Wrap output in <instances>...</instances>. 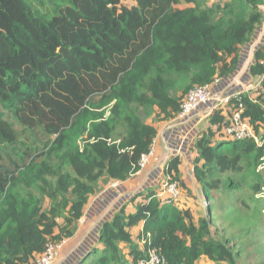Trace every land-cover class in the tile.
Wrapping results in <instances>:
<instances>
[{
    "label": "trees",
    "instance_id": "1",
    "mask_svg": "<svg viewBox=\"0 0 264 264\" xmlns=\"http://www.w3.org/2000/svg\"><path fill=\"white\" fill-rule=\"evenodd\" d=\"M27 1L0 0V264H31L71 239L101 185L139 171L156 123L173 120L190 90L235 74L263 24L264 0H60L68 5L51 18L32 6L43 2ZM247 74L258 81L256 100L243 94L214 112L190 148L202 197L240 191L232 178L244 162L253 198L264 187V41ZM239 105L257 142L224 134ZM181 165L173 156L163 175L179 198ZM160 192L148 187L118 207L79 264H138L149 250L159 264H238L240 252L214 236L211 220Z\"/></svg>",
    "mask_w": 264,
    "mask_h": 264
},
{
    "label": "rangeland",
    "instance_id": "2",
    "mask_svg": "<svg viewBox=\"0 0 264 264\" xmlns=\"http://www.w3.org/2000/svg\"><path fill=\"white\" fill-rule=\"evenodd\" d=\"M27 2L30 5V1ZM41 2L43 3L40 6L34 3H32V6L36 10H40L41 13L46 14L47 18H51L57 13L58 9H62L68 5L66 2L60 0H39L38 3ZM215 3H220V1H204V5L208 7ZM177 7L187 8L190 6L181 3ZM261 9L263 12V24L256 31L252 41L241 52L240 69L237 73L239 79L243 80L244 87L247 88L245 94L253 100H256L258 97V93H256L258 81L246 78V70H248L252 61L253 52L264 41V6ZM141 116L146 123L152 124V120L154 119L152 112H142ZM165 126L166 124L156 123L157 135L159 134L155 142L156 152L145 169L141 170L128 182H110L101 185L100 193L90 199L85 210V217H83L79 224L76 237L69 245H66V253H71L68 255L61 254L57 264H77L81 254L94 243L93 238L103 220L109 218L118 207L127 203L140 191L148 187L163 185L164 158L166 157L168 147L162 142L160 135ZM206 127L207 122L205 119L200 122L198 128L201 131ZM252 132L254 134L253 130ZM160 151L161 153L158 155ZM192 157L193 155L191 154L181 156V180L187 191L181 189L183 196H180L173 204L179 208L189 209L195 220L200 217H206L211 220L214 236L221 241L228 242L229 245H232L234 249L240 252L241 257L238 259V264H264V187L261 189L260 194L253 198L249 185L253 181L255 182L256 178L251 175V165L244 162V174L232 178L240 186V191L235 192L231 196L227 191L220 190L212 192L210 197H202L201 188L195 183L193 178ZM263 168L264 166L261 165L257 168V171L260 174H264ZM234 200H238L239 202H234ZM240 200L244 201L248 207H244ZM128 210H131V208ZM132 232L133 240L138 242V230L135 229ZM122 249L124 252L127 251V247L122 246ZM195 264L213 263L201 257Z\"/></svg>",
    "mask_w": 264,
    "mask_h": 264
},
{
    "label": "built area",
    "instance_id": "3",
    "mask_svg": "<svg viewBox=\"0 0 264 264\" xmlns=\"http://www.w3.org/2000/svg\"><path fill=\"white\" fill-rule=\"evenodd\" d=\"M228 78L216 79L208 85L196 87L188 92L184 98L179 113L170 122L166 123L160 135L162 142L168 147L164 158V168L167 161L173 156H185L190 154V148L195 138L199 134L198 128L201 121L209 118L217 110L226 111L229 103L238 96L247 92L243 85V80L239 79L238 70ZM246 78H249L246 70ZM244 79V78H243ZM246 84V80H245ZM242 106L233 111L230 124L224 130L225 136L233 140H243L253 138L257 142L247 121L241 116ZM159 134L154 139L147 154L143 155L138 163L139 171L145 169L150 159L155 155V142ZM160 197L167 199V202H175L179 199V190L176 183H169L163 180L160 186ZM145 240L142 241L144 243ZM66 241L57 244H49L45 252L34 258L31 264H57L61 251ZM162 262L155 250L148 251V257L144 262L138 264H159Z\"/></svg>",
    "mask_w": 264,
    "mask_h": 264
},
{
    "label": "crops",
    "instance_id": "4",
    "mask_svg": "<svg viewBox=\"0 0 264 264\" xmlns=\"http://www.w3.org/2000/svg\"><path fill=\"white\" fill-rule=\"evenodd\" d=\"M161 153V151L158 153V155ZM85 217V216H84ZM82 221V220H81ZM81 223V222H80ZM135 229H137L138 230V234L140 233V232H142V229H143V224H140L137 228H135ZM135 229H133V230H135ZM132 230V231H133ZM78 231V230H77ZM133 233V232H132ZM76 234H77V232H76ZM76 234L71 238V239H68V240H66V243H65V246H64V248L62 249V251H61V254H65V255H68L69 253H71V252H69V253H66V249H67V246L66 245H69V243H71L73 240H74V238L76 237ZM133 235V234H132ZM64 250V251H63ZM60 257H61V255H60Z\"/></svg>",
    "mask_w": 264,
    "mask_h": 264
},
{
    "label": "water",
    "instance_id": "5",
    "mask_svg": "<svg viewBox=\"0 0 264 264\" xmlns=\"http://www.w3.org/2000/svg\"><path fill=\"white\" fill-rule=\"evenodd\" d=\"M107 219H108V218H107ZM107 219H105V220H107ZM105 220H103V221H105ZM103 221H102V222H103ZM98 228H99V227H98ZM81 256H82V257L84 256L83 253L81 254ZM80 259H81V257L78 258L77 264H79Z\"/></svg>",
    "mask_w": 264,
    "mask_h": 264
}]
</instances>
